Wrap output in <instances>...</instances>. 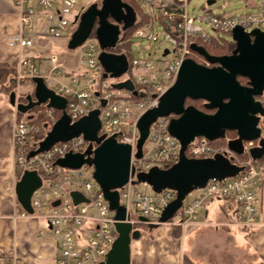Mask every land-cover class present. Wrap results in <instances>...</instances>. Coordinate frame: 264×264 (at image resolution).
I'll return each instance as SVG.
<instances>
[{"label":"built area","instance_id":"obj_1","mask_svg":"<svg viewBox=\"0 0 264 264\" xmlns=\"http://www.w3.org/2000/svg\"><path fill=\"white\" fill-rule=\"evenodd\" d=\"M77 1L13 0L19 12V30L8 43L19 49L13 64L15 88L12 93L16 104L21 94L30 95L34 90L32 88L31 92L21 93L20 87L41 78L48 89L66 100L65 112L70 123L96 111L99 139L114 136L119 142L131 145L134 174L114 191L132 227L137 223L149 226L170 225L185 231L196 220L205 204L215 197L234 202L237 206L236 224L239 227L255 226L262 203L264 167L253 159H237L228 148H222V151L234 159L237 173L219 179L210 178L203 186L193 188L194 193L189 197V191L165 221L160 217L176 200L175 189L167 187L147 192L139 189L136 184L141 182L147 186L148 182L133 179L137 172L143 175L152 169L171 167L178 162L183 147L188 159L212 157L216 149L207 138L196 137L183 146L170 132L169 122L175 117L174 114L159 116L150 123L143 142L145 145L138 152L136 141L140 138L139 120L146 111L159 105L163 93L175 82L184 59L193 58L203 65H211L193 46L221 43L223 38L209 34L203 24L217 33H229L231 36L236 27L249 34L255 30L264 31V0H248V5L254 7V11L232 15L205 8L197 14H188V0H137L146 20H140L135 13L132 24L121 30L116 44L106 49L127 57L128 68L123 74L130 71V77L121 81H118L119 77H110L99 62L98 56L102 49L96 35L97 23L77 46L80 53L74 68L61 65L55 54L35 59L23 56V49L34 46V38L67 37L69 44L80 17V14L73 16ZM109 22L115 23L113 19ZM137 23L140 24L130 29ZM155 26L165 29L162 40L167 45L161 47L159 44L156 49L162 50V54L129 57L130 52L125 46L129 43L126 32L131 31L137 38L155 42L159 41ZM165 50L168 51L166 54ZM170 54L172 57L166 58ZM198 54L201 55L199 60L196 59ZM63 77L68 81H63ZM124 81H130L132 88L118 86ZM256 100L264 106V86ZM43 114L45 121L26 117L14 122L12 143L15 171L19 176L35 173L39 179L38 186L30 195V209H21L17 215L34 216L49 225L57 242L56 264H99L105 261L117 232L114 225L115 211L104 198L93 177L94 167L83 151L89 145L87 154L91 156L89 151L97 143L78 135L66 141H57L47 150H41L42 142L58 120L53 107H47ZM263 135L261 129L260 140ZM253 141H245L249 144L244 145L245 148L253 147ZM74 154H80L86 160L79 168L60 164L61 159ZM72 192H78L84 199L75 203ZM133 213L135 219L132 218ZM175 217L178 220L174 221Z\"/></svg>","mask_w":264,"mask_h":264},{"label":"water","instance_id":"obj_2","mask_svg":"<svg viewBox=\"0 0 264 264\" xmlns=\"http://www.w3.org/2000/svg\"><path fill=\"white\" fill-rule=\"evenodd\" d=\"M212 2L208 1V4ZM108 16L115 23H110ZM134 18V9L122 0H102L100 6L97 3L92 4L81 14L80 28L69 42L68 48L73 49L80 45L97 20L96 35L102 49L98 56L99 62L110 77H120L128 68L127 57L106 49L116 44L121 30L128 28ZM120 23H123L121 27ZM232 38L236 49L230 55L212 56L201 47L193 46L211 65H203L193 58L183 60L175 82L163 93L159 105L146 111L139 120L138 152L147 136L150 123L159 116L169 114L175 115L169 122V130L183 146L196 137L215 139L226 129L238 131L239 138L232 141L233 144H238V152L243 150L244 141L260 138L259 121L260 115H264V106L256 100V96L260 95L264 86V31L255 30L249 34L236 27L232 30ZM167 52L165 50L164 54ZM239 76L247 78L248 84H241ZM34 81L36 102L28 105L16 104L14 94L11 93V103L21 112L40 103H46L48 108H58L61 111V116L42 142L41 150H47L57 141H66L78 135H83L86 140L96 141V147L89 151L91 157L88 162L94 167L93 177L104 198L115 211L114 225L117 232L105 261L99 264H130V242L137 239L140 233L132 231L133 227L126 220V211L119 206L118 194L114 189L125 184L134 174L131 145L119 142L114 136L99 139L96 111L70 123L65 112L66 100L48 89L41 78ZM118 86L131 89L132 83L124 81ZM30 98L28 96L29 100ZM187 98L204 100L214 112L207 113L193 105L186 106ZM260 141L261 147L264 146V138ZM85 161L82 155L74 154L67 155L59 162L66 167L79 168ZM237 170L228 160L222 161L217 157L188 159L183 147L178 162L167 169H152L147 174L140 175L139 181L148 182L156 191L167 187L177 191L176 200L160 217L165 221L191 189L203 186L210 178L235 175ZM38 184L39 179L35 173H25L17 183V199L25 209H30V195ZM71 196L75 203L84 199L78 192H72Z\"/></svg>","mask_w":264,"mask_h":264},{"label":"crops","instance_id":"obj_3","mask_svg":"<svg viewBox=\"0 0 264 264\" xmlns=\"http://www.w3.org/2000/svg\"><path fill=\"white\" fill-rule=\"evenodd\" d=\"M18 14L13 0H0V77L5 66L14 64L19 52L18 48L11 47L8 43L19 30ZM46 42L34 38V46L26 49H39ZM35 86L34 82L33 89ZM1 87L0 82V264H56L57 242L49 225L45 220L34 216L17 215L21 209H25L17 199L16 185L22 176L16 173L13 162L12 137L18 110L11 103L10 95L2 91ZM260 148L261 144L258 142L247 150L255 156L260 153ZM263 196L264 183L257 224L250 228H242L236 224L237 206L232 200L226 199V204L222 205L223 216L218 225L225 228V234L228 228L233 233H236V229L244 230L240 233L247 238L251 248L241 249L234 244L221 245L223 251L230 254L226 261L220 256L221 251L215 248L214 260L205 264H244L249 251L256 255L257 261L254 264H264ZM206 211L203 208L198 215L199 220H195L191 226H210L206 222ZM211 234L219 238V241L226 238L220 233ZM228 237L227 235L226 240ZM194 258L195 250L189 248L185 252L172 227L162 226L150 234L140 233L137 239L130 242V264H196Z\"/></svg>","mask_w":264,"mask_h":264},{"label":"rangeland","instance_id":"obj_4","mask_svg":"<svg viewBox=\"0 0 264 264\" xmlns=\"http://www.w3.org/2000/svg\"><path fill=\"white\" fill-rule=\"evenodd\" d=\"M102 0H78L73 8V16L75 15H81L83 11H85L90 5L92 4H100ZM208 1H213L211 4H208ZM210 9L213 11H216V13L225 14V15H232V14H243L248 11H254L255 8L248 5V0H188L187 2V13L188 14H197L198 12L202 11L203 9ZM139 10V8H137ZM79 15V16H80ZM203 27L207 29L208 33L212 36H219L222 37L225 41L230 42L231 44L235 43L233 41L232 36L229 33H217L213 29H211L210 26L207 24H203ZM165 29L162 26H155V33L159 35V41L152 42L151 40L144 39V38H137L133 32H129L126 35V39L129 41V57H142L144 54H149L150 56H154L157 54V56L162 54V50L156 51L159 44H161V47H164L167 45L166 42H164L163 39V33ZM42 40H46V44L43 47H38L39 49L32 48L30 49H23L22 54L24 57H29L31 59H35L37 57H41L42 55H51L55 54L59 58V63L63 66H66L67 68H74L77 65L80 49L78 47L69 49L68 48V40L67 37H61V38H48V37H41ZM156 51V53H154ZM172 55H167L166 58H171ZM201 55L198 54L196 56V59H200ZM130 77V71L123 74L121 77H119L118 81L126 80ZM63 81H68L67 78H62ZM34 86V83H26L23 86L20 87L21 93L25 92H31L32 88ZM36 87V86H35ZM35 94V89L32 90V94ZM30 94V95H32ZM28 94H21L18 97L17 102L19 103H25L26 100L24 98ZM28 95V96H30ZM27 96V97H28ZM43 107H40L37 105L34 107V109L26 110L24 113L17 112L16 119L21 118H34L36 120L45 121L46 117L43 114ZM259 127L262 129V132L264 133V115H260V121H259ZM264 138V135H263ZM262 138V139H263ZM139 144V138L136 141V146ZM253 146L257 145L258 142L253 141ZM145 143H141V147H143ZM244 145L248 146V142L244 141ZM228 147L232 149L234 152H238V144H233L232 141L228 143ZM89 145L85 146L83 151L86 154V157L88 160H90V155H88ZM244 151H248L245 147H243ZM231 158L230 155L226 156V159L229 161ZM242 160L241 158H237ZM201 160V158H199ZM244 160V159H243ZM246 160V159H245ZM86 164H89L86 162ZM264 167V164H261ZM141 173L137 172L134 176V181H138ZM137 187L141 190H145L147 192L156 191L153 189L150 184L145 186L141 182H137ZM176 191V190H175ZM177 192V191H176ZM193 189L190 190V195L193 194ZM264 201V196H263ZM226 204L225 198L215 197L213 200H209L204 208L207 210V217L206 222L210 223V226H188L185 231L178 227H173L170 225H160V226H149L144 225L142 223H137L133 226L132 231H137L142 234H150L155 230L160 229L162 226L165 227H172V230L174 234L177 236V238L180 240V243L182 245V248L185 250V252L191 248L195 250V258L194 262L196 264H205L210 263L215 258L214 250L215 248L219 251H221L220 256H222V259L226 261V257L229 256L227 252L223 251V248L221 245L230 246L231 244H234L235 246L239 248H251V245L247 241V238L243 236L240 232L236 229V233H233L230 229H227V234H225V228L221 227L218 223L221 222L222 218V205ZM200 213V212H199ZM198 213V215H199ZM132 218L135 219L136 216L133 213ZM173 220H178L177 217L173 218ZM196 220H199V216H197ZM220 233L223 236L227 235L229 236L228 239L224 237V239H221L219 241V238L217 239L213 234L211 233ZM223 240V241H222ZM222 241V242H221ZM213 252V253H212ZM221 259V261H223ZM257 261L256 255L249 251L245 263L244 264H254Z\"/></svg>","mask_w":264,"mask_h":264},{"label":"trees","instance_id":"obj_5","mask_svg":"<svg viewBox=\"0 0 264 264\" xmlns=\"http://www.w3.org/2000/svg\"><path fill=\"white\" fill-rule=\"evenodd\" d=\"M122 1L126 2L128 5H130L134 9L136 15L140 18V20H142V21L146 20L145 16L143 15V13H142V11H141L138 3H137V0H122ZM137 8H139V10ZM139 24L137 23L136 25L132 26L130 29L137 27ZM128 32L129 31H127L126 34H128ZM200 45H201V48L205 52H207L209 55H212V56L230 55L236 49L235 43L231 44L230 42H227L224 39H223V42H221V43L217 42L216 44L213 43V44H209V45L204 44V43H200ZM125 46L127 48H129V43H126ZM238 80L243 85L248 84L247 78L239 76ZM0 82L2 85V87H1L2 91H4L6 94L10 95L15 88V78H14L13 65H7L4 67L3 73L1 74V77H0ZM33 95H34V93L32 95H30V97H32ZM258 96H256V98H258ZM22 98H24V100H26V101L29 100L27 96L22 97ZM185 105L186 106L187 105H193L196 108H198L204 112H207V113H212L214 111V109L210 108L204 100H192V99L187 98L185 101ZM36 106L37 105H34L33 108H31V109H34V107H36ZM39 106L43 107V112L45 111V109H47L46 103H41V105H39ZM53 109H54V113H55L56 118L59 119V117L61 116V111L58 108H53ZM18 112H19V114L23 113L21 111H18ZM35 121H40V120L35 119ZM238 138H239L238 131L226 129L215 139L209 140L210 144L216 149V151L214 152L212 157H217L222 161H226L227 160L226 156H228V154L223 152L222 148H228L229 149L228 143L230 141H234L235 139H238ZM254 141L261 142L260 138L255 139ZM234 154L237 157L241 158L242 160L243 159L244 160L245 159H253V160L258 161L260 164H264V146H262L260 148V153L256 155L257 156L256 158H254V156L251 155L248 151H244V150H242L241 152H238V153L234 152ZM229 164H231L237 168L233 158H230ZM186 260L188 261V259H186Z\"/></svg>","mask_w":264,"mask_h":264},{"label":"flooded vegetation","instance_id":"obj_6","mask_svg":"<svg viewBox=\"0 0 264 264\" xmlns=\"http://www.w3.org/2000/svg\"><path fill=\"white\" fill-rule=\"evenodd\" d=\"M98 6H100V4L98 5ZM81 16V15H80ZM112 20V18L110 17V16H108V21H111ZM97 23V20H95L94 21V23H93V26L92 27H94V25ZM80 25H81V22H80V17H79V22L77 23V25H76V28H75V30H74V33L72 34V36H71V40L73 39V36H74V34L78 31V29L80 28ZM123 25V23H120L119 24V26L121 27ZM37 100H36V97H35V95H33L31 98H30V100H28V101H26L25 103H22L23 105H28L30 102H36ZM38 105H41V103L40 104H38ZM31 108H33V107H31ZM31 108H29L28 110H30ZM214 112V111H213ZM93 142H96V141H93ZM92 142V143H93Z\"/></svg>","mask_w":264,"mask_h":264}]
</instances>
